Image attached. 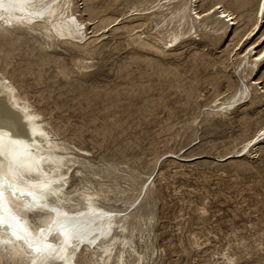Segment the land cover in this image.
<instances>
[{
  "label": "rangeland",
  "instance_id": "1",
  "mask_svg": "<svg viewBox=\"0 0 264 264\" xmlns=\"http://www.w3.org/2000/svg\"><path fill=\"white\" fill-rule=\"evenodd\" d=\"M128 1L100 0L93 22L83 12L91 3L74 0L88 36L101 18L119 15L81 52L59 44L45 53L34 41L19 39L0 46V61L11 60L17 83L61 137L88 150L95 167H109L128 197L153 179L143 201V212L152 217L148 248L138 242L148 264H264V143L252 155L219 161L264 125V61L245 79L254 103L219 122L206 120L215 94L226 96L242 84L235 69L252 37L236 43L250 28L244 23L254 0L240 9L231 4L235 0H224L239 23L220 39L207 40L198 31L163 55L132 44L126 28L113 30L132 24L124 13ZM75 56L87 57L90 66L76 70ZM244 111L246 125L240 121ZM184 152L185 159L200 158L181 161ZM171 153L178 158H167ZM78 264H87L86 256Z\"/></svg>",
  "mask_w": 264,
  "mask_h": 264
},
{
  "label": "bare ground",
  "instance_id": "2",
  "mask_svg": "<svg viewBox=\"0 0 264 264\" xmlns=\"http://www.w3.org/2000/svg\"><path fill=\"white\" fill-rule=\"evenodd\" d=\"M99 1L83 0L91 3L82 9L88 12V21L98 14ZM223 1L129 0L124 13L132 24L112 28H126L132 44L163 55L184 43L191 33L201 31L207 40L220 39L230 25L237 26L238 15ZM251 1L235 0L231 4L240 9ZM253 4L254 8L246 11L244 23L250 28L236 43L242 46L243 39L252 37L239 54L235 69H239L242 84L226 96L215 94L207 104V121L219 122L254 103L251 85L245 79L264 57V0H254ZM76 13L74 0H0V46L30 39L41 52L56 49L59 44L81 52L90 42L101 39L103 33L96 35L98 31L119 18L104 16L88 36L84 20ZM86 58L73 57L76 70L90 66ZM44 64L42 61L38 66ZM11 65L7 57L0 61V264H78L81 256H86L87 264H148L149 257L139 250L138 242L148 248L152 217L143 212V201L153 179L149 184L144 181L134 198L128 197V189L119 185L109 167H95L88 150L61 137L42 109L32 103L27 90L19 86L9 69ZM249 118L244 111L240 121L246 125ZM261 143L264 125L244 139L239 150L220 156L219 161L252 155ZM185 152L179 155L182 157L171 153L167 158H200L198 154L185 159Z\"/></svg>",
  "mask_w": 264,
  "mask_h": 264
},
{
  "label": "snow or ice",
  "instance_id": "3",
  "mask_svg": "<svg viewBox=\"0 0 264 264\" xmlns=\"http://www.w3.org/2000/svg\"><path fill=\"white\" fill-rule=\"evenodd\" d=\"M261 60L264 61V57H261ZM0 195H2V194H0Z\"/></svg>",
  "mask_w": 264,
  "mask_h": 264
}]
</instances>
